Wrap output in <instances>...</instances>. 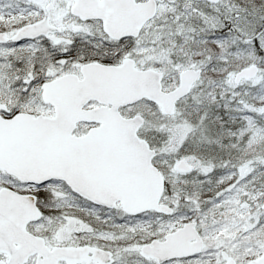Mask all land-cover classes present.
Returning <instances> with one entry per match:
<instances>
[{
	"label": "snow or ice",
	"instance_id": "1",
	"mask_svg": "<svg viewBox=\"0 0 264 264\" xmlns=\"http://www.w3.org/2000/svg\"><path fill=\"white\" fill-rule=\"evenodd\" d=\"M0 264H264V0H0Z\"/></svg>",
	"mask_w": 264,
	"mask_h": 264
}]
</instances>
